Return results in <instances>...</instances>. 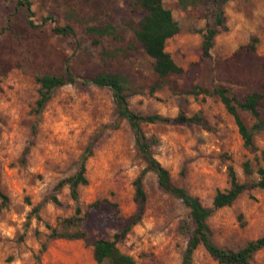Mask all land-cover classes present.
Returning <instances> with one entry per match:
<instances>
[{
    "label": "rangeland",
    "instance_id": "obj_1",
    "mask_svg": "<svg viewBox=\"0 0 264 264\" xmlns=\"http://www.w3.org/2000/svg\"><path fill=\"white\" fill-rule=\"evenodd\" d=\"M31 20L24 6L0 0V189L7 202L0 207V264H104L92 258L95 238H110L112 224L103 216L126 217L135 211L133 180L145 164L135 150L132 132L117 115L111 90L92 83H66L52 91L37 115L34 76L59 75L65 62L72 74L89 77L99 71L126 78L129 108L139 114L172 117L178 112L197 114L204 124L153 123L142 129L153 139V156L164 166L173 184L183 187L210 206L216 190L229 186L227 166L246 188L229 205L207 218L211 240L236 250L264 234V188L251 186L256 175L245 176L241 162L254 154L242 145L232 116L218 97L192 94L191 85L229 87L237 96L260 90L264 82V0H226L222 5L224 30L213 38L209 56H201L205 23H212L214 0H162L178 25L165 41V50L182 73L158 77L133 31L143 10L135 0H29ZM114 26V35L96 36L87 25ZM53 24H68L73 35L55 34ZM253 42V49L245 45ZM245 124L252 117L239 111ZM256 147L264 148V131L254 134ZM90 144L84 161L87 183L77 187L81 216L77 227L83 238L47 237L50 227L74 214L76 203L60 179L75 172L80 154ZM264 166V162H259ZM145 193L140 220L118 248L134 264H180L191 232L187 208L163 190L153 172L142 174ZM54 194L57 202L48 197ZM100 201V209L87 205ZM39 205L36 212L32 208ZM75 227H71L72 231ZM264 264V247L250 257ZM191 264H219L198 245Z\"/></svg>",
    "mask_w": 264,
    "mask_h": 264
},
{
    "label": "trees",
    "instance_id": "obj_2",
    "mask_svg": "<svg viewBox=\"0 0 264 264\" xmlns=\"http://www.w3.org/2000/svg\"><path fill=\"white\" fill-rule=\"evenodd\" d=\"M225 1L214 0L212 23H205L200 42L201 56H209L214 36L219 30L225 29L222 10V5ZM135 2L143 10V15L137 21L133 34L143 52L151 59L153 72L158 77L182 73V68L172 60L170 54L164 48L165 41L179 30L170 10L163 6L162 0H135ZM16 4L24 6L26 11L25 21L29 27H39L46 19L54 21L50 16H47L43 17L39 24H35L30 18L29 0H16ZM51 30L55 34L62 36L73 35V29L68 24H53ZM85 30L96 36L114 35V26L109 23H104L101 26L87 25ZM255 41L256 39L252 38L251 42L245 45V48L253 49V42ZM34 81L37 84V96L34 100L33 111L37 115L50 98L52 91L63 84L79 81L81 83H92L96 86L108 87L111 90L116 113L119 117L126 120L133 135L135 150L145 164L143 170L133 180V200L135 202V211L133 213L126 217L118 215L115 203L109 202L106 199L102 200L106 205L115 209L113 214L110 213L103 216L108 223L112 224L114 232L110 238H95L92 241L91 251L95 262L104 264H134L133 258L118 248L117 242L141 218L145 202L142 174L145 170H149L154 173L158 185L166 192L180 199L188 210L192 228L181 254L180 264H191L192 253L198 245H201L207 254L219 264H252L250 257L253 252L264 247V234L255 239L248 240L240 248L232 250L218 246L211 240V232L206 223V218L214 210L232 203L246 188L245 182L237 180L233 167L231 165L227 166L229 186L223 190H216L210 206H204L197 197L189 194L183 187L172 183L167 169L152 154L151 145L154 140L148 138L142 129V125L153 123L173 124L184 122L204 124L200 116L197 114L187 116L182 112H178L176 115L168 117L157 113L139 114L134 112L129 108L127 102V94L125 93L126 78L116 72L103 70L89 77H80L72 74L67 62H65L61 74L43 73L35 75ZM260 88V90H250L241 96H237L229 87L218 83H213L210 88L194 84L191 85L188 92L195 95L202 93L218 97L226 112L232 116L242 145L254 154L253 164L249 159L241 162L242 173L245 176L255 174L256 178L251 181V186L264 188V166L259 164V162H264V148L256 147L253 142L254 134L264 131V82L261 83ZM239 111H244L252 117L250 125L244 123L239 115ZM90 152L91 148L90 144H88L80 154L78 167L75 172L60 179L54 186V190L57 191L60 186L65 184L70 198L76 205L74 214L62 218L57 223L58 227L47 225L49 229L47 237L50 239H77L84 237L83 231L77 228L81 220V216L77 215L80 211L77 204V187L87 183L84 175V161ZM48 198L54 203L57 202L54 194L49 195ZM7 200V195L0 189V207L4 206ZM38 207L39 205H35L32 208V212H36ZM87 207H92L95 210L100 209V201H93ZM71 227H75V229L69 231Z\"/></svg>",
    "mask_w": 264,
    "mask_h": 264
}]
</instances>
